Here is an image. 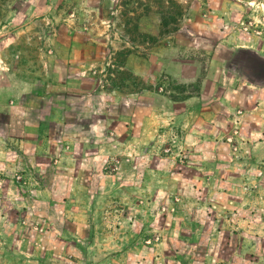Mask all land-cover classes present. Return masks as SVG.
I'll list each match as a JSON object with an SVG mask.
<instances>
[{
    "label": "rangeland",
    "instance_id": "1",
    "mask_svg": "<svg viewBox=\"0 0 264 264\" xmlns=\"http://www.w3.org/2000/svg\"><path fill=\"white\" fill-rule=\"evenodd\" d=\"M0 264H264V0H0Z\"/></svg>",
    "mask_w": 264,
    "mask_h": 264
}]
</instances>
